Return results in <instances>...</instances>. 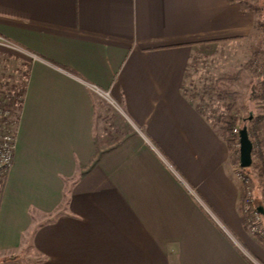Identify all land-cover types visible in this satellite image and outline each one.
<instances>
[{"label":"crops","instance_id":"1","mask_svg":"<svg viewBox=\"0 0 264 264\" xmlns=\"http://www.w3.org/2000/svg\"><path fill=\"white\" fill-rule=\"evenodd\" d=\"M254 27L241 1L0 0L1 80L23 91L0 264H264L228 144L186 87L237 68Z\"/></svg>","mask_w":264,"mask_h":264},{"label":"rangeland","instance_id":"2","mask_svg":"<svg viewBox=\"0 0 264 264\" xmlns=\"http://www.w3.org/2000/svg\"><path fill=\"white\" fill-rule=\"evenodd\" d=\"M241 2H243L245 7L255 13V27L254 36L252 38L253 40H251L248 45L239 44L237 48L234 49L239 50L237 51V57H241H239L238 60V67L234 68L231 72H222L223 76L217 81L212 76L214 72H211L212 75H207L209 72H207V74L206 72H191V77H188V80H186V87L189 89L190 95L194 100L196 102L200 101L211 107L210 111L212 112V116L216 119V121L214 120L216 124L226 116V105L229 102L233 104V115L237 118H247L250 115L257 117L264 114V100L261 97L264 92V0H241ZM247 47H250V54L248 59L244 60L243 51L245 50L246 52ZM229 48L230 47L228 46L226 50ZM216 74L219 73L215 72V75ZM210 77L214 78L211 80L213 82L206 80L210 79ZM200 78L205 80L200 81ZM1 79L3 78L0 76V89L6 88L7 90H14L13 88L16 86L14 85L15 82L13 79ZM192 80H196L195 83H193ZM19 84L18 86L22 90V87ZM205 86L207 87L205 88ZM94 91L97 92L96 90ZM97 93L99 94V92ZM101 99L103 100V104L107 106L109 110H118L117 103L111 98L104 96ZM20 108L21 105L15 109L18 114H20ZM242 126L243 122H238L233 130L229 132V136L235 138L229 148V158L233 164L235 175L240 182V201L244 187V191L247 192L249 198H254L258 204L261 201L264 205V173L258 168V166H256L259 162L257 156L253 154V161L250 167H240L239 133H235V129H241ZM242 177L245 178V180L242 179ZM180 180H182V178H180ZM185 183L186 182L184 181V184ZM186 185L188 186L187 183ZM2 186L3 177H0V194ZM190 190L192 195L199 201L200 199L196 192L191 188ZM244 205L243 208L246 212L243 216L245 217V223L247 224L252 221L251 217L253 216V210L247 205V203ZM253 234L255 235V233Z\"/></svg>","mask_w":264,"mask_h":264},{"label":"built area","instance_id":"3","mask_svg":"<svg viewBox=\"0 0 264 264\" xmlns=\"http://www.w3.org/2000/svg\"><path fill=\"white\" fill-rule=\"evenodd\" d=\"M9 45V41L0 35V46L5 47ZM91 88L99 92L103 97L110 98L108 92L101 91L96 86H91ZM13 89H0V177H3V182L12 166L16 146V134L20 114L15 109L21 105L23 99V91L21 88ZM235 133L238 134L237 129H235ZM242 179L245 180L243 177ZM251 220V231L258 234L264 240V222L257 210H253Z\"/></svg>","mask_w":264,"mask_h":264},{"label":"trees","instance_id":"4","mask_svg":"<svg viewBox=\"0 0 264 264\" xmlns=\"http://www.w3.org/2000/svg\"><path fill=\"white\" fill-rule=\"evenodd\" d=\"M230 1L234 2V1H241V0H230ZM234 76H236V75H234ZM261 97L264 100V92H263V96H261ZM233 110H234L233 104L231 102H229L226 105V111H227L226 116L223 117L222 120H219L217 122L216 127L219 129L220 133L222 134L226 143L228 144V147L230 148V146L232 145L235 138L230 137L229 132L233 130L234 126L238 122H243V126L247 127L249 137L253 143L252 156H253V154L256 155L257 159L259 161L258 165H256V166H258V168L264 173V150H263V148H264V142H263V139H264V114L261 116H257V117L252 116L251 119H250V116L247 118H237L236 116L233 115ZM237 130L239 133L241 129H237ZM246 203L248 206H250V208L252 210H256L257 206H260V205L264 206L261 201L258 204L254 198H252V197L249 198L247 195V192L244 191V187H243L242 195H241V201H240V211H241L242 215H244V213L246 212V211H244V208H243V205ZM244 220H245V217H244ZM250 225H251L250 223H247V224L245 223L246 228L249 230H251ZM255 236L264 245V240L256 233H255Z\"/></svg>","mask_w":264,"mask_h":264},{"label":"water","instance_id":"5","mask_svg":"<svg viewBox=\"0 0 264 264\" xmlns=\"http://www.w3.org/2000/svg\"><path fill=\"white\" fill-rule=\"evenodd\" d=\"M252 115H250L251 119ZM239 154H240V167L248 168L252 165V152L253 143L249 137L247 127L243 126L239 132ZM257 212L262 215L264 219V206L260 205L256 208Z\"/></svg>","mask_w":264,"mask_h":264}]
</instances>
